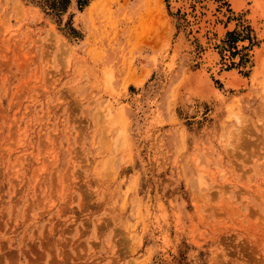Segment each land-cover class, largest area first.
<instances>
[{
  "label": "rangeland",
  "instance_id": "rangeland-1",
  "mask_svg": "<svg viewBox=\"0 0 264 264\" xmlns=\"http://www.w3.org/2000/svg\"><path fill=\"white\" fill-rule=\"evenodd\" d=\"M263 56L264 0H0V264H264Z\"/></svg>",
  "mask_w": 264,
  "mask_h": 264
},
{
  "label": "bare ground",
  "instance_id": "bare-ground-1",
  "mask_svg": "<svg viewBox=\"0 0 264 264\" xmlns=\"http://www.w3.org/2000/svg\"><path fill=\"white\" fill-rule=\"evenodd\" d=\"M262 7V6H261ZM92 8V7H91ZM89 9H85V12H87ZM260 65L264 66V56L262 57L261 61H260ZM263 68V67H262ZM263 87V86H262Z\"/></svg>",
  "mask_w": 264,
  "mask_h": 264
},
{
  "label": "trees",
  "instance_id": "trees-1",
  "mask_svg": "<svg viewBox=\"0 0 264 264\" xmlns=\"http://www.w3.org/2000/svg\"><path fill=\"white\" fill-rule=\"evenodd\" d=\"M87 0H78L79 6L85 5Z\"/></svg>",
  "mask_w": 264,
  "mask_h": 264
}]
</instances>
